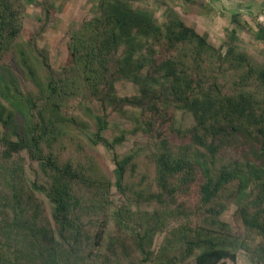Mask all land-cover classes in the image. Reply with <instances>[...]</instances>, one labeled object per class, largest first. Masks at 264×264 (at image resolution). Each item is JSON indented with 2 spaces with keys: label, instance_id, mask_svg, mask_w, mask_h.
Wrapping results in <instances>:
<instances>
[{
  "label": "trees",
  "instance_id": "obj_1",
  "mask_svg": "<svg viewBox=\"0 0 264 264\" xmlns=\"http://www.w3.org/2000/svg\"><path fill=\"white\" fill-rule=\"evenodd\" d=\"M144 2L166 11L161 24ZM23 10L21 0H0V264H69L72 254L71 264L234 260L248 248L218 219L230 201L243 225L264 236V105L254 107L246 90L224 91L208 69L222 62L241 85L264 87V46L255 61L236 31L264 42V24L233 14L226 52L216 58L186 19L209 15L204 0H97L55 76L35 41L20 39ZM117 80L139 86V95H117ZM187 118L189 141L180 149L154 130ZM238 132L256 136L260 164L228 156ZM99 144L113 153L111 172ZM143 164L152 177L139 174ZM193 176L200 177L193 205L175 204L172 180ZM114 242L129 252L116 253L124 245ZM251 251L264 264V246Z\"/></svg>",
  "mask_w": 264,
  "mask_h": 264
},
{
  "label": "rangeland",
  "instance_id": "obj_2",
  "mask_svg": "<svg viewBox=\"0 0 264 264\" xmlns=\"http://www.w3.org/2000/svg\"><path fill=\"white\" fill-rule=\"evenodd\" d=\"M24 6L22 14V26L20 30V39L24 41V45L35 41L36 48L44 53L46 61L49 63L54 71L55 76L62 72V69L68 64L69 56L67 51V41L70 35L78 28L80 21L84 16L91 13L95 8L97 0H21ZM145 3V2H144ZM138 3H134L133 6H137ZM142 8L148 10L149 13L153 14L157 24H161L165 20V12L163 8L147 2L145 4L140 3ZM49 12L48 18L45 14ZM250 22V21H249ZM45 25V28L39 35L37 33L41 27ZM206 24V23H205ZM252 26H255V22H250ZM263 24V23H262ZM205 26V27H204ZM199 28V33L206 36L207 41L214 48V54L217 58L218 53L224 54L226 52L225 33L224 29L235 27L233 24H226L224 26L216 25L210 28ZM241 40L244 42V47L251 52L254 56V60L257 62L262 61L261 49L264 46L263 41H256L249 31L242 28L236 29ZM26 42V43H25ZM33 47V46H31ZM260 54V55H259ZM36 65V64H35ZM38 66V65H36ZM225 65L220 62L218 65L211 64L208 69L212 71V75L216 77V80L221 84L224 91H245L247 96L254 102V107L258 105H264V87H258L253 84H242L239 81V74H236L233 70H226ZM24 70L19 67V71L16 73L18 80L22 84L27 83V78L24 76ZM38 73L42 77L43 70L38 66ZM226 76V77H224ZM224 86L227 90H225ZM25 88V87H24ZM115 90L117 95L125 97H132L139 95V86L127 80H117L115 83ZM35 94L38 96L40 93V87L34 89ZM228 92V91H227ZM264 107V106H263ZM193 119V117H192ZM190 118L181 120V123H176V127L173 126L169 130V123L154 127L159 133H165L166 139L173 148H181L189 141ZM256 136H249L245 132H238L231 137L230 144L227 146L226 153L228 156L236 157L242 160H249L261 163L260 152L258 151V143ZM65 149V148H64ZM66 150V149H65ZM121 150V149H120ZM97 152L101 159V163L107 172H111L114 168L113 153L103 145L97 146ZM140 173H147L152 177V173H149L145 164L138 170ZM180 177V176H179ZM176 177L172 180L174 182V191H172V201L175 204L184 201L187 205H193L196 199V190L200 181L199 176H193L190 181L185 183ZM170 186V184H169ZM218 219L228 224L236 235L241 239V243L245 244L248 248L240 247L236 251V257L234 260L225 259L219 264H257L260 259L259 256L254 254L251 250H254L257 246H264V236L256 230L246 228L237 213V206L234 202H227L225 208L218 216ZM172 225V223L170 224ZM112 232H117L115 228H112ZM165 233H159L155 236L152 249L156 252L160 249L161 243L164 239ZM122 241H127L124 235H121ZM113 245L125 246V244L113 243ZM110 248L113 246L108 244ZM123 246V247H124ZM120 248L118 254L129 252V247ZM133 249V246H132ZM133 251V250H132ZM73 255V254H72ZM70 256L67 261L69 264L74 262L76 259ZM80 264H90L89 260H83ZM93 264H96L94 262ZM111 264H115L111 262Z\"/></svg>",
  "mask_w": 264,
  "mask_h": 264
},
{
  "label": "crops",
  "instance_id": "obj_3",
  "mask_svg": "<svg viewBox=\"0 0 264 264\" xmlns=\"http://www.w3.org/2000/svg\"><path fill=\"white\" fill-rule=\"evenodd\" d=\"M212 9L209 15H188L187 20L199 32V28L224 26L230 23L233 14H239L243 19L251 22L256 18L257 22L264 24V0H204ZM206 23V24H205ZM205 27V26H204Z\"/></svg>",
  "mask_w": 264,
  "mask_h": 264
}]
</instances>
